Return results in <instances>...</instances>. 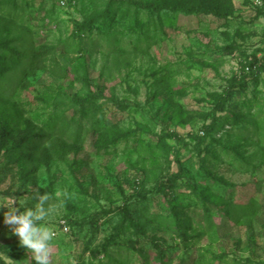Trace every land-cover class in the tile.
Segmentation results:
<instances>
[{"label": "rangeland", "instance_id": "obj_1", "mask_svg": "<svg viewBox=\"0 0 264 264\" xmlns=\"http://www.w3.org/2000/svg\"><path fill=\"white\" fill-rule=\"evenodd\" d=\"M72 4L0 0V199L51 195L50 264H264V0Z\"/></svg>", "mask_w": 264, "mask_h": 264}, {"label": "clouds", "instance_id": "obj_2", "mask_svg": "<svg viewBox=\"0 0 264 264\" xmlns=\"http://www.w3.org/2000/svg\"><path fill=\"white\" fill-rule=\"evenodd\" d=\"M26 195L17 199L10 194L0 199V209H7L2 214V222L29 254L32 264H50V252L58 235L52 223L57 209L49 204L51 195L48 192H36L31 204L24 198ZM56 195L67 197L68 193L58 192ZM28 204L31 206L26 207ZM8 251H0V264H17L9 258Z\"/></svg>", "mask_w": 264, "mask_h": 264}, {"label": "trees", "instance_id": "obj_3", "mask_svg": "<svg viewBox=\"0 0 264 264\" xmlns=\"http://www.w3.org/2000/svg\"><path fill=\"white\" fill-rule=\"evenodd\" d=\"M60 0H57V4L60 8H72L75 6V4H72V0H66V5L65 6H61L59 4ZM146 8H152L155 10H162V9H166L169 11H184V12H196V11H205V12H209L211 14H213L214 16H222L225 15V13L221 14L218 9L216 8H212L209 7L208 5H204L201 3H198L196 5H181V4H173V3H163L160 6L156 5V4H149L146 5ZM85 24H82L81 27H84ZM256 61L252 62L249 65V69H248V74L249 76H251V78H256L257 77V72H256ZM247 86V82H246V77L242 78L240 81H232L226 91V94L224 96V98L222 99L221 105L223 106L224 102L227 101L230 97L233 91H235L236 89L239 90H244ZM98 98L97 94H89L88 96H86L85 100L87 101H91ZM213 122L207 126L205 128V135L207 136L210 131L213 129ZM204 138H202L203 140ZM175 162L177 165V173L174 175H171L170 178L168 179L166 185H168L169 188H173L174 187V183L176 178H178L180 171H181V167H180V161H179V152H176L175 154ZM166 185H160L159 189L162 191H165V189L167 188Z\"/></svg>", "mask_w": 264, "mask_h": 264}, {"label": "built area", "instance_id": "obj_4", "mask_svg": "<svg viewBox=\"0 0 264 264\" xmlns=\"http://www.w3.org/2000/svg\"><path fill=\"white\" fill-rule=\"evenodd\" d=\"M72 1H74V0H72ZM59 4L61 6H65L66 5V0H60Z\"/></svg>", "mask_w": 264, "mask_h": 264}]
</instances>
